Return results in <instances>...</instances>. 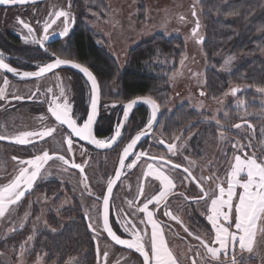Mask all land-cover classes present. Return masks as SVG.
<instances>
[{
	"label": "rangeland",
	"instance_id": "rangeland-1",
	"mask_svg": "<svg viewBox=\"0 0 264 264\" xmlns=\"http://www.w3.org/2000/svg\"><path fill=\"white\" fill-rule=\"evenodd\" d=\"M60 10L70 13L69 28L72 18L82 21L85 26L89 27L95 35L94 38L114 58L117 71H121L126 65L132 46L149 38L154 33L162 32L166 36L174 35L181 38L183 52L179 56L177 68L169 73L170 91L168 100L161 105V110L171 112L175 107L186 103L193 108L189 117L203 116V119L210 123L206 135V148L204 154H201L202 166L192 164L193 158L183 153L187 146L189 147L187 152H198L195 151L197 149L195 143L192 144L188 139L194 132L188 128V124L182 128V133L184 128L188 129L185 132L186 135L182 137L183 134L178 131L176 135L169 138L161 130V119H159L155 132L149 139L151 142L157 143L161 139L165 143L173 144L174 150L169 151L161 143L153 148L144 147L139 152L144 151L147 153L146 155L159 157L170 154L175 159L186 160L190 163V167L196 170V173L201 174L199 179L203 178L204 173L214 172L211 182L203 181L206 191L213 190L214 184L218 182H224L226 187V173L230 170V162H234L235 155L255 154L258 160L264 159V91H261L264 89V85L251 87L254 93L253 97L257 102L255 106L249 105L248 97L240 91L236 95H232L231 89L238 85L230 78V75L232 72L234 73L242 55L224 52L218 58L214 57L215 61L214 58L211 59L208 50H205V45L200 40V36L202 33L204 34L205 30L202 20L204 13L202 0H47L24 7L5 8L0 12V23H4V28H10L15 24L23 28L18 22L23 20L33 28V25L34 27L36 25L32 20L38 18L41 23L47 18V21H50V18H55L54 13ZM193 11L196 13L195 16L192 15ZM197 22L199 28L196 36H193L192 30ZM63 23V17L57 19L54 30L58 33L63 31ZM36 24L35 28L38 29L39 24ZM1 27L2 25H0ZM36 29L34 32H40V29ZM26 31L28 30L26 29ZM64 37L62 36V38ZM65 45L66 42L62 46L66 47ZM229 57L231 60L225 64ZM210 69H214L221 76L220 82L224 84L222 92L213 98L208 97L209 95L206 93L207 72ZM57 79L60 80L59 76ZM3 80L4 78L0 74V87ZM101 83L103 101L107 106L108 103L113 105L129 98L123 97L118 90L117 72L113 73L111 79L103 80ZM9 86L11 88L13 85L9 84ZM6 93L7 91L5 95H7ZM60 93L61 90H58V97H60ZM64 98L68 103L71 101L66 90H63L60 101ZM3 105L2 99H0V106ZM25 117L26 120L23 122L28 121L26 127L19 126L18 124L21 125L19 122ZM229 117L239 120L231 124L229 121L227 122ZM247 117L251 128L245 124L236 123L241 119L247 120ZM37 121L39 119L33 112L23 118L18 115L16 119L18 124L13 122L7 129L11 131V136L15 137L22 132L34 129L33 126H36L34 122ZM217 121H219V125ZM41 123L42 125L49 124L47 121H41L38 124ZM237 124L242 126L236 128ZM227 148H230V152L228 151L229 157L224 163V150ZM81 150L83 149L81 148ZM81 153L84 154L81 155ZM87 154L85 155L84 150L71 155L69 159L81 164L85 174H80L71 168L69 163H63L61 160L50 161L47 167L41 169L40 176L21 201L9 206L5 216L0 217V264H58V259L53 258L48 249L46 237L61 231L62 228H68L69 222L79 219H81L83 228L89 235L92 244L94 257L92 264H141V260L134 252L112 243L101 228L99 198L102 196L105 183L115 166L117 151L112 149L106 152H95L90 155L88 152ZM13 157L19 159L15 160V164H10L11 168H0V187L6 185L18 172L20 160L31 159L17 156V154ZM133 160H136V157ZM210 162L214 163L215 171L210 170ZM149 164H152L155 170L163 171L168 175L173 180V184H175L174 180L178 179L180 188L184 177L183 174L176 173L177 171L172 167L166 164L161 165L148 156L140 157L132 168L127 167L114 190L113 205L115 213L121 220H124V224L129 226L134 224L141 230L145 228V225L141 224L140 220L146 219V217L138 209L147 199L158 195L161 187L160 181L155 179V173L145 176V173L149 171ZM85 183H87V188H85ZM188 183L187 179L186 185ZM141 186H143V195L139 194ZM176 194L174 192L169 199L167 211L178 217V220L162 215L161 207L157 209L154 203L149 205V209L154 212V218L163 228L167 243L173 247L174 255L179 258L181 264H192L193 260L197 264H218L206 252L201 242L195 239V235H199L201 240L206 242L212 239L211 225L206 218L208 213L204 211L206 205L204 202L195 203L196 211L199 210L197 213L201 215L203 222L201 225L191 227L194 217L189 220L187 215L182 213L177 205L180 202L178 199L180 197ZM129 202H132L131 205ZM208 206H210V201ZM90 223L95 231L93 228H89ZM185 226L194 235L189 236L184 231ZM147 228L150 231L151 225H147ZM206 228H210V230ZM117 229L123 234L131 235L129 232H125L124 228ZM213 245L219 247V245ZM97 248L100 250L99 253ZM105 252L107 253L106 257L104 256ZM70 256V254L66 255L61 264H72L74 258ZM233 256L236 264H264V232L257 231L251 252L247 249L241 250L238 246L234 250L230 247L227 256L221 253L219 264H231Z\"/></svg>",
	"mask_w": 264,
	"mask_h": 264
},
{
	"label": "snow or ice",
	"instance_id": "snow-or-ice-1",
	"mask_svg": "<svg viewBox=\"0 0 264 264\" xmlns=\"http://www.w3.org/2000/svg\"><path fill=\"white\" fill-rule=\"evenodd\" d=\"M25 2H27V0H0V5H15L17 3L23 4ZM192 15H196L195 11H193ZM54 17L55 18L52 19L51 23H45L43 27L44 35L41 39L37 40L35 36H32V41L34 43H38L41 47H43L49 38V29L60 17L64 18L65 26L59 35L66 36L68 34L70 13L68 11L60 10L54 13ZM18 22L23 26V28L28 30V33L31 36L34 32L31 25L25 23L23 20H19ZM198 28L199 23L197 22L196 28H193L192 30L193 36H196ZM25 39L27 40L28 37H25ZM45 51H47V49H45ZM52 55L55 56L54 53ZM230 60L231 57L225 61V64L229 63ZM66 64H72L73 67L79 69L88 78V80L91 81L93 92L91 111L87 114V118L83 119L82 123L77 122L72 106L68 103L66 98H64L63 102H60V97L63 96L62 90L60 97L54 95L53 99L48 102V111L51 113V116L54 117L55 121L60 125H66L67 129L70 130L66 140L68 145L67 151H72L74 142L73 137L88 140L91 144H94L98 148L107 149L113 147V145L121 139V129L124 125L118 124L115 128L114 135L109 137L107 141L96 139L93 136V125L97 116L98 85L92 72L87 67L55 57V59H53L50 63L43 64L42 66L38 65L37 71L18 72L17 69L11 67L5 62L3 54L0 53V69L15 73L25 78H42L46 73L52 72L61 65ZM8 83L9 81L7 78H4L3 84L7 86ZM51 91V89H48V92ZM238 91V88L231 89L232 95H236ZM261 91H264V89H261ZM5 92L6 88L0 87V98L5 96ZM201 94L203 95V93ZM15 98L22 99V97ZM140 102L146 103L152 107L151 116L148 119L145 128L132 137L130 142L123 147L122 154L119 156V165L121 168H132L133 165L136 164V160L147 154L144 151L135 153L132 150L138 145L142 137L151 132L153 122L157 116V102L150 96L137 97L124 105L123 115L125 120H127L129 112L137 103ZM217 124L219 125V121H217ZM241 126L242 125L240 124L235 125L236 128H240ZM248 127L251 128L252 126L248 125ZM55 131V128L50 127L39 132H22L11 139H13L15 143L22 145L32 144L33 147H35L36 145L33 142V137L43 139L51 136ZM5 139H9V137L0 136V140ZM161 143H163V141H161ZM166 147L169 151L174 150L173 144H168ZM83 154L84 153H81V155ZM131 155H135L136 160H133L132 163L126 164V159H128ZM52 158L53 157L45 150L41 155H36L28 160L19 161L21 165L19 174L16 175L8 184L0 187V217L5 216L6 212L9 210V206L15 205L21 201V199L25 196L26 191L33 187L34 182L40 176L41 169ZM55 158L64 161L66 164L68 163L63 156H56ZM13 159L17 158L14 157ZM151 159L157 161V163L161 165L172 164L170 160L165 161L163 157L153 156ZM72 167L79 169L81 173L84 172V168L79 163H75L73 161ZM172 167L177 169L180 168V165L175 164L172 165ZM148 169L149 171L145 173V176L147 177L155 173V179L160 181L161 187L158 195L154 196L152 199H147L146 202L142 204V207L138 209L139 212H142L146 217V219L140 220V223L144 224L145 228L141 230L134 224L130 226L126 225L124 227V231L131 234V239H122L113 231L109 224V201L110 195L113 191V185L116 181L111 179L107 185L108 194L103 196V228L116 244L126 246L128 249H134L137 253H139L143 257L142 264H181L179 258L174 255L173 251L169 248L165 239L163 228L158 220L154 218V212L149 209V205L153 203L155 207L159 209L161 201H165L164 208H168L166 198L170 194V190L174 188L173 180L163 171L155 170L152 164L148 165ZM183 171L188 174V177L192 176L188 168H184ZM115 175L117 179L120 177L121 172L119 169L116 170ZM193 179L195 178L193 177ZM207 179L211 180L212 178L208 177ZM217 180H219V178H217ZM202 183L203 178L198 182V186ZM85 188H87V183H85ZM237 189H240V191H237ZM200 191L202 195L196 198V202H204L206 205L208 213L206 218L211 225L210 231L214 232V238L211 243L219 245V247L209 246V242L201 240L199 235H195V239L201 242L203 247L206 249V252L211 256V258H213V260L217 261L218 264L221 253L227 256L230 247L234 250L238 246L241 250L247 249L251 252L253 250V242L257 231L259 230L264 232V159L258 160L255 154L248 155L245 153L243 155H235L234 162H230V170L226 173V187L224 182H218L215 189L206 191L201 186ZM139 194L143 195V186H141ZM209 201L210 206H208ZM131 203L132 202H129L130 205ZM164 215L178 220V217L173 216L170 211H165ZM147 225H151L150 231L148 230ZM89 228H93L91 223L89 224ZM93 231H95L94 228ZM184 231L187 232L189 236L194 235L186 226L184 227ZM97 251L99 253V248H97ZM197 255H199L198 252ZM104 256H107L106 252L104 253ZM192 264H197V262L193 260ZM231 264H236L234 256Z\"/></svg>",
	"mask_w": 264,
	"mask_h": 264
},
{
	"label": "trees",
	"instance_id": "trees-1",
	"mask_svg": "<svg viewBox=\"0 0 264 264\" xmlns=\"http://www.w3.org/2000/svg\"><path fill=\"white\" fill-rule=\"evenodd\" d=\"M202 3L205 30L200 40L205 45V50H208L211 59L218 58L224 52L242 55L230 78L238 85L236 88L248 97V104L257 105L251 87L264 85V0H202ZM94 36L89 27L78 20L70 37L69 46L78 60L93 68L100 82L111 79L113 73L117 72L118 90L123 97L148 95L160 105L168 100L169 73L177 68L179 56L183 52L180 37L156 32L149 38L137 42L130 49L124 68L117 71L114 58L96 43ZM221 79L214 69L208 70L206 84L208 97L213 98L222 92L224 84H221ZM78 90L81 93V89ZM187 106L188 104L182 103L171 112L163 111L160 116L161 130L166 133L165 136L171 137L188 124V128L197 133L191 143H195L197 148L195 151L201 155L206 148V135L210 123L200 119L201 116L189 117L193 108ZM145 112V108L140 106L133 115L134 122L143 118ZM237 120L229 117L227 122L232 124ZM247 121L249 122L248 117ZM110 122L111 116L103 117L99 133H106L110 128ZM202 222L203 218L200 219L199 225ZM46 240L48 249L52 257L58 259V264H61L68 254L74 258L72 264L93 263L92 244L81 219L69 222L68 228L47 235Z\"/></svg>",
	"mask_w": 264,
	"mask_h": 264
},
{
	"label": "flooded vegetation",
	"instance_id": "flooded-vegetation-1",
	"mask_svg": "<svg viewBox=\"0 0 264 264\" xmlns=\"http://www.w3.org/2000/svg\"><path fill=\"white\" fill-rule=\"evenodd\" d=\"M44 1H47V0L37 1V2H33V3H27V4H20V5H0V12L3 11L5 8L11 7V6H19V7L23 6L24 7V6L32 5V4H39V3H42ZM11 19H14V18H11ZM27 19H29V18H27ZM52 19L53 18H50V21H47V18H45L44 20L42 19L43 21H41V23L39 22L38 18L34 19V20L29 19L30 21L31 20L33 21V23L36 25L35 27H37L36 23H38L39 24L38 29H40V32L36 31V32L32 33L31 36L29 35L28 31H26L25 28H24L25 29L24 30L18 24L10 26V28H4L3 27L4 23L3 22L0 23V25H2V27L0 28V53L3 54L6 63H8L11 67H13V68H15L21 72L37 71L38 65L42 66L43 64L50 63V62H52L53 59H55V57L74 60V61H77V62L85 65L87 68H89L93 72L95 77L97 78V81L99 84V89H100L99 110H98V116H97V119H96V122L94 125L93 132H94L95 138L107 141L109 137L114 135L115 128L117 127V125L119 124V122L121 120L123 110H124V103L126 101H128L129 99H131L132 97L124 99L123 102L118 101L117 103H115L113 105H109V103H108V106L106 105V102L103 101L102 84L99 80L100 79L99 76L96 74V72L93 70V68L91 66H89L88 64H86L83 61L78 60L76 58V56L70 50V46H69L70 37H71L72 32L74 31L76 24H77V20H75L74 18L71 19L70 28H69V24H68L69 32L64 38H62V36H60L59 33L56 30H54L55 24H52V27L49 29V33H48L49 38L45 42L44 46L41 47L38 43H34L32 41V36H35L37 40L41 39L44 35L43 27H44L45 23H51ZM64 26L65 25L63 23V27ZM35 27L33 25L34 29H36ZM38 29H36V30H38ZM25 37H28V39L26 40ZM65 42H66V45H65L66 47L62 46ZM96 43L103 47V45H101L97 40H96ZM60 46H61V48H59ZM103 48L107 51V49L105 47H103ZM45 49H47V51H45ZM67 50H69V51L66 53L65 51H67ZM53 53L55 54V56L52 55ZM0 74L3 76V78H7V80L10 81L7 86H5L3 84V82H1V87L6 88V91H7L6 94L7 95H5L3 98H0V99H2V104H4L2 107L0 106V130L3 129L0 131V136L9 137V139L0 140V158H1L0 168H11L10 164H15V162H16L15 161L16 159H13L14 158L13 156L16 154H17V156L20 155V157H23V158H25V157L26 158H33L36 155H41L42 152L45 150L53 158L50 159L44 165V167H47L49 165L50 161L57 160L55 158L56 156H63L64 159L67 160L68 163L70 164V167L73 168L72 167L73 161L69 160L71 155L73 156L74 154L83 152L84 150H85V155H88L87 154L88 152L90 155L91 153L94 154L95 152H106L108 150L115 149L117 151L116 162H115V166L111 172L110 177L108 178L107 182L105 183V186H104V189L102 192V196L99 198L100 206H101V198L103 197L106 186H107L110 178L112 177V175L116 169V165H117V161H118L120 151H121L122 147L125 145V143L134 134V132L138 128H140L145 123V121L147 120L148 115H149L148 107L144 104H139L132 109V111L130 112V114L127 118L124 129L122 131V137L120 140L117 141L116 144L113 145V147L107 148V149H98V148L90 145L89 143H86L83 140L79 139V137H73V141H74L73 142V148H72V151L69 152V151H67L68 145L66 143V140L68 138V133L70 132V130L67 129L66 125H63V126L60 125L58 122L55 121L54 117L51 116V113L48 111V107H49L48 102L53 99L54 95L58 97V90H62V91L66 90V93L68 94V96L71 99L69 104L72 106V110L75 113V118H77L78 123H82L83 119H85L87 116L88 106H89V101H90V94H91L90 85H89L88 81L84 78V76L81 73H79V72H77V71H75L69 67H61V66L58 67L57 69L53 70L52 72L46 73L42 78H39V79L36 77H27V78L19 77L17 75H13V74H11V73L3 70V69H0ZM58 76H59L60 80L57 79ZM9 84L11 86L12 85L13 86L10 88ZM79 88L81 89V93L78 90ZM48 89H51L52 91L48 92ZM33 94H35V95H33ZM15 97H22V99H16ZM60 102H63V100H61ZM158 104L160 106V115H159V119H160L161 113L163 111L161 110V105L159 102H158ZM140 106H143V108H145L146 114L144 113L145 115L143 118L139 119V121H137V122H134L133 115L138 109H140ZM31 112H33L38 117L39 121H37L36 123L34 122V124H36V126H33L34 129H32V130H28L29 132H39V131L46 130L47 128H50V127L56 129V131L53 132V134L51 136L45 137L43 139L33 137L32 139L36 145L35 147H33L32 144H23L22 145V144L15 143L14 140L11 139V138H13V136H11V131H9L7 129V127H10L9 124H11L13 122L16 123V119H17L18 115H21V117L23 118L24 116H27V114H29ZM105 116H111L110 128L106 133H99V126L102 125L101 119ZM203 118H204L203 116L200 117V119H203ZM159 119H158V121H159ZM24 120H26V117L24 119H22L20 122L18 121L19 123H21V125L18 123H16V124H18L21 127H26V123H28V121L23 122ZM41 121H43V122L47 121L49 124L42 125V123H41L39 125L38 123ZM239 123L245 124L247 126L249 125V122L246 119L245 120L241 119L239 121ZM157 124H158V122H157ZM157 124H156V126H157ZM30 125H32V124L30 123ZM156 126H155V128H156ZM155 128L145 139H143L136 146V148L133 152H135V153L139 152V150L144 149V147L153 148V147H155V145H158V146H159V144L161 145V139L157 143L151 142V140L149 139V138H151V134L153 132H155L154 131ZM187 130H188L187 128H184L183 133H182V129L180 130V134H183L182 137L184 135H186L185 132ZM195 135H197L196 131H194L192 136L188 137V139L192 140V138ZM59 136H61V137H59ZM146 140H148L147 143L143 145V143ZM168 144L169 143L163 142L162 146L167 148L166 146ZM81 148L83 150H81ZM188 148L189 147L187 146V148L185 150L186 152L185 151L183 152L184 155H186V156L190 155L193 158L194 162H191L192 164L195 163L194 165L198 164V165L202 166L201 165L202 164L201 155L199 153H196V152H192V153L187 152ZM229 149L230 148H227L224 150V160H223L224 163L227 162V160H228V157H229L228 155L230 152ZM145 156L149 157V155H145ZM134 157H136V156L131 155L125 163L128 164L129 161H130L129 163H132ZM151 157H153V156L151 155ZM151 157H149V158H151ZM156 157H159V156H156ZM17 159H19V158H17ZM163 159L170 160L172 162L171 165L166 164L167 166H170V167H172L173 164H179L180 168L175 169L177 171L176 173H180V174L184 175V177L182 178L183 183H182L181 188H180V185H178L179 184L178 179H176V181L174 180V182H175L174 189L170 190V194L167 196L166 202L167 203L169 202V199L173 196L174 192L177 193L176 195L178 197H180V198H178V199H180V202L177 205L181 209L182 213L185 214V216L187 215L189 220H191V218L194 217V219H192L193 224H191L190 226L195 227V226L199 225L201 215L199 213H197V211H199V210L196 211L195 203H196V198L198 196L202 195V193L200 191V187L202 186L204 188V183H202L200 186H198V182L201 180V179H199L201 177V174L196 173V170L194 168L190 167V165H189L190 163L186 160L183 161L181 159H175L172 156H170V154L163 156ZM62 162L64 163V161H62ZM223 162H222V164H223ZM75 163H77V162H75ZM213 164L214 163H212V162L209 163L210 170L215 171L216 168L215 169L213 168ZM24 166H27V165H24ZM20 167H21V165H20ZM184 168L189 169V171L192 174L191 177H188V174L183 171ZM73 169L77 170L80 174H85V170L83 173H81L79 169H76V168H73ZM126 170H127V167H123L121 177H120L119 181L117 182V184L115 185V187L112 191V194H111L110 201H109V222H110V225L112 228H114L121 235H126V234L121 233L119 231V229H117V228H124L126 226V224H124L123 223L124 220H121V218L115 213V208L113 205V194H114V190L116 189L117 185L119 184V182H120L123 174L126 172ZM18 174H19V170L13 176L12 179H14V177ZM193 177L195 179H193ZM208 177H211L212 178L211 180H213L214 172L210 171L208 173H204L203 174V178H204L203 181L204 182L205 181L211 182V180L207 179ZM187 179L189 181L188 185H186ZM216 184H214L213 189L216 188ZM26 193H27V191H26ZM181 194H183V195H181ZM164 203H165V201H162L160 206H159V208L161 207V209H162V215H164V212L167 211V209L164 208ZM204 211L207 212L206 208L204 209ZM99 215H100V210H99ZM130 217L133 218L131 215H130ZM100 222H101V217H100ZM170 225H172V224H170ZM101 228H103L102 222H101ZM146 247H147V245H146Z\"/></svg>",
	"mask_w": 264,
	"mask_h": 264
},
{
	"label": "water",
	"instance_id": "water-1",
	"mask_svg": "<svg viewBox=\"0 0 264 264\" xmlns=\"http://www.w3.org/2000/svg\"><path fill=\"white\" fill-rule=\"evenodd\" d=\"M37 1H42V0H27V2H25V3H23V4L33 3V2H37ZM15 5H20V3H17V4H15ZM196 25H197V24H196ZM196 25H195L194 28H196ZM61 59H64V58H61ZM64 60H68V61H71V62H73V63H76V64H80V65H82V66H85V65H83V64H81V63H79V62H77V61H74V60H70V59H64ZM61 67H69V68H71V69H73V70H75V71L81 73V74L84 76V78L88 81V83H89V85H90V91H91V94H90V101H89V106H88V112H87V114H88V113L91 111V101H92V96H93L92 86H91V81L88 80V78H87V77H86V76H85V75H84L79 69L73 67L72 64L61 65ZM85 67H86V66H85ZM88 69H89V68H88ZM89 70H90V69H89ZM5 71H6V70H5ZM90 71H91V70H90ZM18 72H21V71H18ZM91 72H92V71H91ZM9 73H11V74H13V75H17V74L12 73V72H9ZM92 74H93V72H92ZM17 76H19V75H17ZM93 76L95 77L94 74H93ZM19 77H21V76H19ZM95 79H96V81H97V78H96V77H95ZM97 85H98V102H97V116H98V110H99V99H100V89H99L98 81H97ZM137 97H148V95H137V96H134V97H132L131 99H129L128 101H126V102L124 103V105H126L130 100L136 99ZM150 97H151V96H150ZM151 98L154 99L153 97H151ZM154 100H155V99H154ZM155 101H156V100H155ZM156 102H157V101H156ZM139 104H144V105H146V106L148 107V110H149L148 118H147V120L145 121V123H144L140 128H138V129L134 132V134L130 137V139L125 143L124 146H126V144H127L128 142H130V140H131L132 137H134L139 131H141L142 129L145 128V126H146V124H147V121H148V119H149L150 116H151L152 107H151L150 105L146 104V103H143V102L137 103L134 107H136V106L139 105ZM157 105H158L157 116H156L155 121L153 122V126H152V130H151V132H152L153 129L155 128V126H156V124H157V122H158V119H159V115H160V106H159L158 102H157ZM134 107H133V108H134ZM133 108H132V109H133ZM131 111H132V110H131ZM131 111H130V112H131ZM130 112H129V114H130ZM97 116H96V119H97ZM86 118H87V116H86ZM86 118H85V119H86ZM127 118H128V117H127ZM126 121H127V120H125V117H124V115L122 114V117H121V120H120L119 124H123V125L125 126ZM95 122H96V120H95ZM95 122H94V125H95ZM94 125H93V129H94ZM123 129H124V127L121 129V133H122ZM151 132H149L147 135H145L144 137H142L141 141H142L143 139H145V138H146ZM93 136H94V132H93ZM94 137H95V136H94ZM79 139H81V138H79ZM96 139H97V138H96ZM81 140H83V139H81ZM83 141L86 142V143H89L90 145H92V146H94V147H96L94 144H91L88 140H83ZM141 141H140V142H141ZM140 142H139V143H140ZM139 143H138V144H139ZM124 146H123V147H124ZM123 147H122V149H121V151H120L119 156L122 154ZM96 148H98V147H96ZM135 148H136V147H135ZM135 148H134L132 151H134ZM98 149H102V148H98ZM149 157H151V156H149ZM164 160H165V159H164ZM126 161H127V159H126ZM126 161H125V162H126ZM165 161H167V160H165ZM173 165H175V164H173ZM117 169H119L120 172H121V174H122L123 168H121L120 165H119V157H118V161H117L116 169H115V171H114L112 177L110 178L111 180H115V181H116V182L114 183V185H113V189H114L115 185L117 184V182L119 181V179H120V177H121V175H120V177H119L118 179L116 178L115 173H116V170H117ZM107 185H108V184H107ZM105 194H108V193H107V186H106V189H105V191H104L103 196H104ZM111 194H112V193H111ZM110 198H111V195H110ZM100 217H101V222H102V225H103V197L101 198ZM109 224H110V222H109ZM110 226H111V225H110ZM102 229H103V231H104L106 237H107L112 243H114L115 245H117V246H119V247H121V248H124V249L130 250V251L136 253V254L139 256V258H140V260H141V264H142L143 257H142L139 253H137L134 249H128L126 246L116 244V243L111 239V237L108 236V234H107V232L104 230V228H102ZM112 229H113V231H114L117 235H119L122 239H131V235H121V234H119L114 228H112Z\"/></svg>",
	"mask_w": 264,
	"mask_h": 264
},
{
	"label": "crops",
	"instance_id": "crops-1",
	"mask_svg": "<svg viewBox=\"0 0 264 264\" xmlns=\"http://www.w3.org/2000/svg\"><path fill=\"white\" fill-rule=\"evenodd\" d=\"M210 228H211V227H210ZM210 228H206V229H209V230H210ZM210 233H212L211 238L213 239V237H214V236H213V235H214V232H211V231H210ZM212 239H211L210 241H208V242H209V245L212 244V243H211ZM168 246H169V248H170L171 250L173 249V247H172L169 243H168ZM212 246H215V245L212 244ZM172 251H173V250H172Z\"/></svg>",
	"mask_w": 264,
	"mask_h": 264
}]
</instances>
